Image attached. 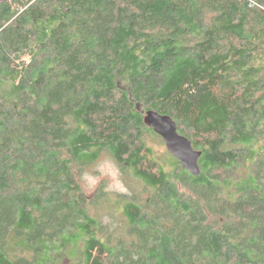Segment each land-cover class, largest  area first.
<instances>
[{
	"label": "trees",
	"instance_id": "obj_1",
	"mask_svg": "<svg viewBox=\"0 0 264 264\" xmlns=\"http://www.w3.org/2000/svg\"><path fill=\"white\" fill-rule=\"evenodd\" d=\"M256 3L0 2V264H264ZM147 110L201 151L198 175L146 144L164 145ZM102 152L147 191L97 193L116 238L77 179Z\"/></svg>",
	"mask_w": 264,
	"mask_h": 264
},
{
	"label": "rangeland",
	"instance_id": "obj_2",
	"mask_svg": "<svg viewBox=\"0 0 264 264\" xmlns=\"http://www.w3.org/2000/svg\"><path fill=\"white\" fill-rule=\"evenodd\" d=\"M146 144L160 154L166 149L159 140L151 137H147ZM77 179L82 191L93 202L90 212L100 220L103 236L110 233L116 238L123 221L120 211L109 208L102 196L97 197L98 192L108 195L110 200L117 195L135 198L147 196L145 188L129 175L127 169H122L107 152H102L94 163L79 168ZM64 264H69V261L65 260Z\"/></svg>",
	"mask_w": 264,
	"mask_h": 264
},
{
	"label": "water",
	"instance_id": "obj_3",
	"mask_svg": "<svg viewBox=\"0 0 264 264\" xmlns=\"http://www.w3.org/2000/svg\"><path fill=\"white\" fill-rule=\"evenodd\" d=\"M7 1L11 0H0V2ZM143 123L162 139L166 150L182 164L184 169L191 175L199 174L198 160L201 151L196 150L191 141L178 132L177 124L172 117L155 110H147L143 116Z\"/></svg>",
	"mask_w": 264,
	"mask_h": 264
},
{
	"label": "built area",
	"instance_id": "obj_4",
	"mask_svg": "<svg viewBox=\"0 0 264 264\" xmlns=\"http://www.w3.org/2000/svg\"><path fill=\"white\" fill-rule=\"evenodd\" d=\"M255 5H257V7L259 8V9H261L263 12H264V6H262V5H259V4H255Z\"/></svg>",
	"mask_w": 264,
	"mask_h": 264
}]
</instances>
